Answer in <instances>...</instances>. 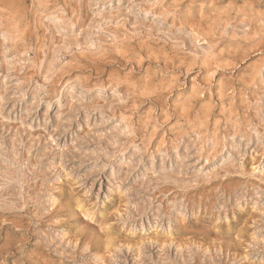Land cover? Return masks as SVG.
Instances as JSON below:
<instances>
[{"label":"rangeland","instance_id":"obj_1","mask_svg":"<svg viewBox=\"0 0 264 264\" xmlns=\"http://www.w3.org/2000/svg\"><path fill=\"white\" fill-rule=\"evenodd\" d=\"M0 264H264V0H0Z\"/></svg>","mask_w":264,"mask_h":264}]
</instances>
